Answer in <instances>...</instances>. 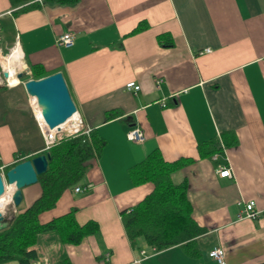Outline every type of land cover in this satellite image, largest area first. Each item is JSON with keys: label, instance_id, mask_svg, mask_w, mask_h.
Here are the masks:
<instances>
[{"label": "crops", "instance_id": "obj_1", "mask_svg": "<svg viewBox=\"0 0 264 264\" xmlns=\"http://www.w3.org/2000/svg\"><path fill=\"white\" fill-rule=\"evenodd\" d=\"M36 5L20 12L0 0V166L5 171L46 153L41 116L23 86L34 66L42 77L63 75L83 126L106 144L78 185L82 190L64 191L38 217L44 224L74 209L78 224H98L97 234L70 245L55 232L42 233L33 264L66 258L71 264H217L208 257L215 247L225 264L264 263V219L237 220L241 201L264 209V0ZM141 22L147 28L129 35ZM65 32L75 37L70 47L56 45ZM206 48L210 52L200 54ZM17 49L15 75L26 79L6 85L5 60ZM128 82L139 90H127ZM130 128L143 132L141 143L126 138ZM223 132L232 134L230 146ZM210 139L218 140L220 152L200 158L198 145ZM154 150L167 162L191 161L171 179L186 182L192 218L205 229L194 257L178 246L155 251L143 241L133 244L122 225L120 212L154 188L150 182L133 185L129 170ZM222 165L230 177L218 176ZM35 185L22 189L15 212L40 195Z\"/></svg>", "mask_w": 264, "mask_h": 264}, {"label": "trees", "instance_id": "obj_2", "mask_svg": "<svg viewBox=\"0 0 264 264\" xmlns=\"http://www.w3.org/2000/svg\"><path fill=\"white\" fill-rule=\"evenodd\" d=\"M32 1L9 0L12 7H20V12L38 6V2ZM51 1L60 5H71L78 0ZM146 28L147 24L141 22L129 35ZM165 44L169 45L167 42ZM31 77L42 78L37 66L31 68ZM221 137L226 146L235 142L231 133L223 132ZM105 144V140L93 131L88 135L79 132L64 137L48 151L50 157L47 169L37 175L40 195L29 206L16 212L8 226L0 230V264L12 261L33 264L37 259L35 244L42 233L55 232L61 243L70 245H78L84 238L97 234L98 224L93 220L78 224L74 209L44 224L39 222L38 217L52 209L64 191L81 183ZM197 148L200 158L210 157L221 149L217 139L203 142ZM189 162V159L167 162L158 150H154L130 168L129 177L133 185L150 182L154 186L152 192L136 206L120 212L122 225L131 243L143 241L155 251L178 246L190 256L198 255L196 238L205 229L198 226L192 218L186 182L183 180L174 183L171 179L173 173ZM11 167H7L4 173ZM57 264L71 263L66 258Z\"/></svg>", "mask_w": 264, "mask_h": 264}, {"label": "water", "instance_id": "obj_3", "mask_svg": "<svg viewBox=\"0 0 264 264\" xmlns=\"http://www.w3.org/2000/svg\"><path fill=\"white\" fill-rule=\"evenodd\" d=\"M18 74L17 78H21ZM4 76L7 73L4 72ZM27 93L36 101L41 117L49 129L58 128L76 112L67 84L60 72L23 82ZM49 153L40 154L31 159L18 162L4 175L0 174V197L5 193V182L13 185L10 199L14 207L22 201V189L37 183V175L44 173L49 161ZM11 220V219H10ZM10 220H4L0 212V230L7 227Z\"/></svg>", "mask_w": 264, "mask_h": 264}, {"label": "built area", "instance_id": "obj_4", "mask_svg": "<svg viewBox=\"0 0 264 264\" xmlns=\"http://www.w3.org/2000/svg\"><path fill=\"white\" fill-rule=\"evenodd\" d=\"M33 1L42 3L43 0H33ZM74 41H75L74 35L70 32H65L57 37L56 45L63 47H70L74 44ZM208 52H210V49L206 48L202 50L200 54L208 53ZM5 83L6 85H9L8 76L5 78ZM126 89L132 90L134 93H136L139 90V86L136 85L134 82H128L126 84ZM34 102L36 104V101ZM33 110L35 109L33 108ZM75 114H77V112ZM77 118L79 119V126L71 133H66L61 128L49 129L48 126L44 123L42 117L38 118L39 128L41 130L44 139V150L46 152H48L57 142H59L61 139H63L66 136L74 135L79 132H83L84 134L88 135L92 131L89 127L83 126L78 114H77ZM126 138L129 141L141 143L145 137L140 129L130 128L126 132ZM3 168H4L3 166H0V172L3 171ZM217 172L219 177H230L231 175L230 170L223 165L219 167ZM0 174L3 175V173ZM5 189H6V185H5ZM81 190L82 189L80 186H76L74 188L75 192H80ZM243 219H248L252 221L264 219V209L257 208L254 201H241V209L237 214V220H243ZM208 257L214 260L217 264H225L224 253L219 247L212 248L208 252Z\"/></svg>", "mask_w": 264, "mask_h": 264}, {"label": "bare ground", "instance_id": "obj_5", "mask_svg": "<svg viewBox=\"0 0 264 264\" xmlns=\"http://www.w3.org/2000/svg\"><path fill=\"white\" fill-rule=\"evenodd\" d=\"M4 65H5V68L4 69L6 70V72H8V82H9V84L10 85L17 84L19 82V80L17 79V77L15 75L16 74V69L15 68L16 67L19 68V66H21V62H20V52H19L18 49L17 50H13L6 57V60H5V64ZM31 98L33 99V101H35V99L33 97H31ZM35 110L37 111L38 114H40V109L38 108L37 104H35ZM77 125H78V118H77V115L74 114L65 123H63L62 125H60L59 128H61L66 133H71V132H73L77 128ZM13 188H14L13 185H10V192H7V190H6L7 187H6L4 195H2L0 197V204H1L0 205V212H2V210L4 208V205H8L11 202L10 196H11V193L13 191Z\"/></svg>", "mask_w": 264, "mask_h": 264}, {"label": "rangeland", "instance_id": "obj_6", "mask_svg": "<svg viewBox=\"0 0 264 264\" xmlns=\"http://www.w3.org/2000/svg\"><path fill=\"white\" fill-rule=\"evenodd\" d=\"M24 79H26V75L24 76V78L21 75L20 81H23ZM2 173L4 175V171ZM5 185L7 187V191L10 192V185L7 184L6 182H5ZM31 186H36V185L34 184V185H31ZM15 208L16 207L13 206V203L12 202L10 204H8L7 206H4V208L2 210L3 213L1 212L2 215L4 216V220L8 221L16 213L15 212Z\"/></svg>", "mask_w": 264, "mask_h": 264}]
</instances>
